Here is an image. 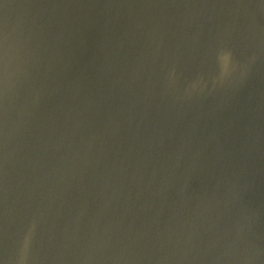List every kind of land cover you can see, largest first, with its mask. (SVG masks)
I'll use <instances>...</instances> for the list:
<instances>
[{
	"label": "water",
	"instance_id": "95a60500",
	"mask_svg": "<svg viewBox=\"0 0 264 264\" xmlns=\"http://www.w3.org/2000/svg\"><path fill=\"white\" fill-rule=\"evenodd\" d=\"M0 264H264V0H0Z\"/></svg>",
	"mask_w": 264,
	"mask_h": 264
}]
</instances>
